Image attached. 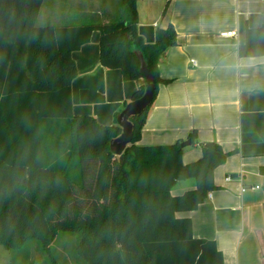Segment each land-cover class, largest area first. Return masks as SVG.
Here are the masks:
<instances>
[{
  "label": "trees",
  "instance_id": "16d2710c",
  "mask_svg": "<svg viewBox=\"0 0 264 264\" xmlns=\"http://www.w3.org/2000/svg\"><path fill=\"white\" fill-rule=\"evenodd\" d=\"M137 1L123 0L129 21L41 26L44 0H0V243L7 249L38 239L50 254L56 238L68 233L79 236L77 252L87 264H224L216 243L194 238L192 221L176 214L198 209L230 154L216 142L202 143L201 158L185 164L181 140L136 145L158 85L168 82L158 73V57L177 45L173 25L157 28L153 44L144 41ZM93 32L100 35L104 68L120 70L125 81L144 79L140 52L154 75L153 103L131 118L133 141L121 156L110 152L122 132L117 123L102 125L72 108L73 53ZM238 52L264 56V25L246 29ZM55 128L67 132V142L49 138ZM188 140L195 144V131ZM186 179L196 181L195 189L173 195Z\"/></svg>",
  "mask_w": 264,
  "mask_h": 264
},
{
  "label": "crops",
  "instance_id": "0c3cea01",
  "mask_svg": "<svg viewBox=\"0 0 264 264\" xmlns=\"http://www.w3.org/2000/svg\"><path fill=\"white\" fill-rule=\"evenodd\" d=\"M148 3L153 8L148 18L138 14L136 6L139 27L156 30L173 25L177 45L158 57V73L168 82L158 85L136 145H172L187 141L195 131V144L184 148L185 164L201 158L202 143L216 142L229 153L215 170L216 188L206 200L198 209L176 216L192 221L194 238L214 241L224 264H264V56L242 58L238 52L246 29L264 25V0ZM120 5L118 1L113 6L110 0H44L37 24L118 23L114 15L129 21ZM232 30L238 38L220 36ZM99 38L93 32L91 41L73 53L78 77L72 83V108L76 115H91L102 125H112L145 79L125 81L120 70L104 68L99 60ZM52 123L46 121L49 132ZM49 138L68 141L67 132L56 128ZM195 187L194 179L181 180L171 193L182 195ZM255 187L259 189H251Z\"/></svg>",
  "mask_w": 264,
  "mask_h": 264
},
{
  "label": "rangeland",
  "instance_id": "374dc122",
  "mask_svg": "<svg viewBox=\"0 0 264 264\" xmlns=\"http://www.w3.org/2000/svg\"><path fill=\"white\" fill-rule=\"evenodd\" d=\"M120 2L121 12L127 11L122 0H110L113 6ZM137 10L143 18H148L153 14V8L148 0H138ZM125 15L129 17L128 14ZM114 22H119L121 17L112 16ZM60 240L51 246L50 254L43 251L37 240L29 241L22 249L8 250L0 245V264H87L77 252L79 236L77 234H61ZM27 247V248H26ZM32 256V257H29Z\"/></svg>",
  "mask_w": 264,
  "mask_h": 264
},
{
  "label": "water",
  "instance_id": "95a60500",
  "mask_svg": "<svg viewBox=\"0 0 264 264\" xmlns=\"http://www.w3.org/2000/svg\"><path fill=\"white\" fill-rule=\"evenodd\" d=\"M139 35L144 37L147 44H153L155 42L154 26H140ZM137 57L140 62L139 72L144 76L146 88L142 97L127 104L125 109L117 116L116 122L122 132L117 138L110 141V152L115 156H121L133 141L134 127L131 118L142 115L154 99V75L140 52L137 53ZM191 144V141L187 140L181 143V147L185 148Z\"/></svg>",
  "mask_w": 264,
  "mask_h": 264
},
{
  "label": "built area",
  "instance_id": "2783aa9c",
  "mask_svg": "<svg viewBox=\"0 0 264 264\" xmlns=\"http://www.w3.org/2000/svg\"><path fill=\"white\" fill-rule=\"evenodd\" d=\"M238 32L236 31V30H232V31H225V32H222L221 34H220V36L221 37H223V38H238ZM193 62V64L195 65L196 64V62L195 61H192ZM226 181L227 182H229V181H231V177H227L226 178ZM251 189H259V187H255V188H251ZM247 190V188H245V187H243L242 188V192H245Z\"/></svg>",
  "mask_w": 264,
  "mask_h": 264
}]
</instances>
